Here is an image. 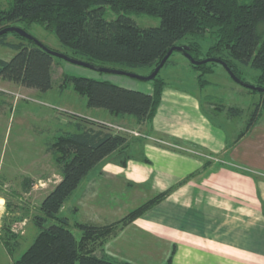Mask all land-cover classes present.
I'll use <instances>...</instances> for the list:
<instances>
[{
    "label": "trees",
    "instance_id": "obj_1",
    "mask_svg": "<svg viewBox=\"0 0 264 264\" xmlns=\"http://www.w3.org/2000/svg\"><path fill=\"white\" fill-rule=\"evenodd\" d=\"M109 10L116 14L114 19L105 17ZM139 13L157 16L159 25H137L130 15ZM33 23L54 32L59 43L68 50L63 54L71 58L127 72H132L133 68H147V75L185 36L204 38L209 35L214 42L205 58L224 61L241 80L240 66L250 64L259 70L257 86L264 88V0H7V6L0 7V30L24 25L20 28L28 33L27 28ZM9 33L14 40L7 39ZM0 45L15 51L10 59H0V79L39 91L52 88V68L54 58L58 57L14 32L0 35ZM185 46L198 60L194 54L198 50L197 44L188 42ZM170 56L161 69L169 63L175 64L170 61ZM188 63L199 71L197 82L204 87L208 81L200 77L214 72L210 65L213 62L201 65ZM161 69L150 80L152 90L149 93L124 88L108 80L66 73L62 76L59 89L62 91L70 86L75 93L85 97L88 108L104 109L112 115L131 116L138 123L150 127L161 92L166 86L160 76ZM226 110L232 115L242 113L235 107ZM260 113L261 108H256L253 118L246 125L247 130L257 121ZM63 114L72 118V129L58 131L46 144V151L54 158L60 180L38 204V213L32 217L37 234L16 258L13 257L14 252L20 243L3 218L2 242L13 257L11 264H132L98 254L100 250L94 247L95 244L101 246L116 225L128 224L164 199L174 187L156 194L115 223L102 226L79 221L71 223L68 216L60 215L65 201L83 178L106 157L125 151L129 139L104 121L74 113ZM245 132L236 135L232 144L238 142ZM156 137L206 152L195 144L183 143L172 137L159 134ZM200 158L201 170L188 175L184 181L206 173L212 160ZM143 160L147 161L144 157ZM120 164L124 165L125 160ZM71 228L80 231L78 238ZM172 254L163 264H171Z\"/></svg>",
    "mask_w": 264,
    "mask_h": 264
},
{
    "label": "crops",
    "instance_id": "obj_2",
    "mask_svg": "<svg viewBox=\"0 0 264 264\" xmlns=\"http://www.w3.org/2000/svg\"><path fill=\"white\" fill-rule=\"evenodd\" d=\"M93 110H98L99 119L109 120L111 114L106 110ZM151 127L160 135L219 156L210 158L196 150L197 154L191 153L187 145L168 143L177 148L174 151L141 139L134 147L138 154L125 166L106 157L64 203L74 198L77 207H84L98 187L107 191L112 200L108 204L115 208L105 213L104 204L98 202L94 208L97 222L90 224L117 221L156 193L174 188L164 200L122 224L97 253L114 261L163 264L173 248L172 264H264V123L254 122L238 142L228 144L225 129L210 120L197 95L166 85ZM143 135L149 140L156 137ZM228 152L237 166L253 169L257 177L224 168L223 161L230 159ZM201 156L215 160L212 167L178 185L201 170Z\"/></svg>",
    "mask_w": 264,
    "mask_h": 264
},
{
    "label": "rangeland",
    "instance_id": "obj_3",
    "mask_svg": "<svg viewBox=\"0 0 264 264\" xmlns=\"http://www.w3.org/2000/svg\"><path fill=\"white\" fill-rule=\"evenodd\" d=\"M6 6L7 0H0V7L5 8ZM105 17L107 19H114L116 14L109 10L106 12ZM130 17L141 27H156L160 23L159 18L154 15L139 13L131 14ZM23 26L24 25H19V27ZM27 30L31 36L49 49L60 53L68 52V50L59 43L55 33L44 28L40 24L33 23ZM7 39L11 41L14 40L12 33L7 35ZM188 42L197 44L198 50L194 52V54L197 56L198 60H201L205 58V54L214 42V38L209 35L204 38L187 35L179 41V45H186ZM14 53V50L0 45V59L8 60ZM170 61L175 64L169 63L160 71V76L164 78L166 85H171L173 88L178 89L184 88L197 95L201 101L203 111L209 116L210 120L215 124L221 125L225 129L228 144L232 145L235 136L239 135L240 132L244 133L246 131L245 133H247L246 125L253 118L252 113L256 108H261V113L257 121L259 123H264V91L249 89L236 83L229 77L222 65L216 62L210 63L214 70L213 73L200 77V79L208 81L204 87H201L197 82L199 71L189 65L188 59L184 55L178 51H174L170 56ZM240 69L242 81L255 86L259 84L257 81V76L259 74L258 69L252 67L250 64L241 65ZM131 71L139 76H146L148 73L147 68H133ZM64 73L98 80H108L118 86L146 93L152 90L151 81H142L124 74L99 72L60 58H54L52 88L47 91L26 88L19 84L0 79V264H11L13 257H18L20 253L33 242L37 234L38 229L32 223V217L38 213V204L60 179V174L54 158L46 151V144L59 133L58 131L72 129V118L64 115V112L104 121L112 125L115 131H119L121 134L126 135L129 139V143L125 151L107 158L108 160L112 158L113 162L118 165L125 166L127 160L131 156H136L138 154L137 149L134 147H136V144H138V141L141 139L153 141L157 146L177 151L174 145L171 144V146H169L167 145L168 142L159 140L157 137L154 139L151 138V140L146 137L142 138L145 133L146 135L161 134L155 132L151 125L150 127L152 129L148 130V125H141L135 119L130 120L128 117L120 118L112 114L109 120L99 119L98 116H96L98 113L95 112L98 110H93L95 108H88L85 104V97H81L75 93L70 86H66L62 91L59 89ZM230 107H235L237 111L241 110L242 113L240 115H232L226 110ZM118 128H122L123 130H118ZM147 131L149 133H147ZM187 150H191V153L195 152L193 149L188 148ZM230 152L227 154L231 159ZM184 153L190 152L186 151ZM205 154L209 155L210 158H213L215 155L211 152H200V155ZM217 155H215V157ZM230 159L229 161H223L224 168H233L250 177L256 176L253 169L237 166L233 160L231 159V161ZM123 160H125L124 165L120 164ZM214 161H212V163ZM212 165L213 164L209 165L208 170ZM183 181L181 182L184 183L187 180ZM97 190L93 198L85 201L84 207L83 205L77 207L74 198L71 200L73 202L69 201L64 204L61 208L60 215L68 216L71 223L74 221L96 223L98 215L94 208L98 205V202L100 206L104 204L103 207L105 208H103V210L105 213L115 208L110 207L108 204V202H112V200H109V193H107V191L105 193V190H101L99 187ZM70 206H72V210H70ZM76 208L80 211L79 214L76 213ZM136 208L137 207L134 209ZM3 218L6 219V225L10 227V231L17 236V241L20 243L13 257L8 254L5 244L2 242ZM115 222L116 221H112L110 223ZM110 223L100 225L102 226ZM120 226H122V224L116 225V228L111 234L104 238L103 243H107V239L118 230ZM71 230L77 238L80 236V231L78 229L71 228ZM94 247L98 249L100 246L95 244ZM170 252L174 253V249L172 248Z\"/></svg>",
    "mask_w": 264,
    "mask_h": 264
},
{
    "label": "water",
    "instance_id": "obj_4",
    "mask_svg": "<svg viewBox=\"0 0 264 264\" xmlns=\"http://www.w3.org/2000/svg\"><path fill=\"white\" fill-rule=\"evenodd\" d=\"M7 32H14V33H17L18 35H20L22 37H25L27 39L33 40L36 45H38V46L42 47L43 49L47 50L51 55H53L55 57H58V58H61L63 60H66V61H68L70 63L77 64V65H80V66H83V67H87V68H90V69H94V70L99 71V72L114 73V74H124V75H127V76L135 77V78H137L139 80H142V81H150V80H152L156 76L157 72L161 69V67L163 66V64L166 61V59L174 51H178L182 55H184L188 59V61L191 64H193V65H201V64H204V63H207V62L219 63L226 70V72L228 73L229 77L232 80H234L236 83H238V84H240V85H242V86H244L246 88H249V89H255L257 91H264L263 87H258V86L249 84L247 82H244V81L238 79V77H236L233 74V72L230 70V68L227 66V64L224 61L220 60V59L212 58V57H208V58L201 59V60L194 59L191 56V54L188 52V46H185V45H175V46L171 47L167 51V53L164 55V57L161 59V61L158 63V65L153 69V71L149 75L139 76V75H136V74H134L132 72H127V71L118 70V69H112V68H106V67L94 66V65H92L90 63H87L85 61H81V60H78V59H75V58H71V57H69V56H67V55H65L63 53L48 49L41 42H39L37 39H35L33 36H31L29 33L24 31L20 27L10 26V27L3 28V29L0 30V35L5 34Z\"/></svg>",
    "mask_w": 264,
    "mask_h": 264
},
{
    "label": "built area",
    "instance_id": "obj_5",
    "mask_svg": "<svg viewBox=\"0 0 264 264\" xmlns=\"http://www.w3.org/2000/svg\"><path fill=\"white\" fill-rule=\"evenodd\" d=\"M111 128H114L112 125L108 124ZM116 129V128H115ZM118 130H123L122 128H118Z\"/></svg>",
    "mask_w": 264,
    "mask_h": 264
},
{
    "label": "bare ground",
    "instance_id": "obj_6",
    "mask_svg": "<svg viewBox=\"0 0 264 264\" xmlns=\"http://www.w3.org/2000/svg\"><path fill=\"white\" fill-rule=\"evenodd\" d=\"M56 142V141H55Z\"/></svg>",
    "mask_w": 264,
    "mask_h": 264
}]
</instances>
